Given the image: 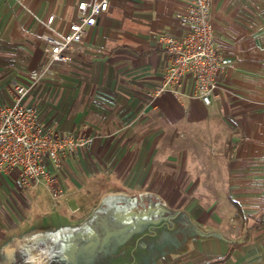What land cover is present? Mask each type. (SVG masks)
Wrapping results in <instances>:
<instances>
[{
	"label": "crops",
	"instance_id": "obj_1",
	"mask_svg": "<svg viewBox=\"0 0 264 264\" xmlns=\"http://www.w3.org/2000/svg\"><path fill=\"white\" fill-rule=\"evenodd\" d=\"M79 1L25 0L21 6L0 0V107L12 102L11 89L23 84L18 78L34 58L41 54L42 68L47 65L42 21L54 12V26L66 30ZM185 9V0H110L73 47L72 61L51 73L71 78L61 89L71 94L73 112L58 126L37 112L40 123L97 137L66 158L63 201L46 205L41 198L26 206L16 171L0 177V264H18L19 257L27 264L34 247L26 232L37 213L50 212H58L68 230L41 248L44 256L61 258L49 264H66L69 255L78 261L104 242L110 249L119 243L123 252L143 241L155 248L151 264H264V0L212 2L215 43L233 59L218 74L212 105L194 97L190 76L181 98L150 93L170 64L159 37L186 35L179 18ZM32 48L39 56L33 58ZM207 194L220 200L212 214ZM154 205L183 208L189 216H169L167 233H145L147 218L163 229Z\"/></svg>",
	"mask_w": 264,
	"mask_h": 264
},
{
	"label": "built area",
	"instance_id": "obj_2",
	"mask_svg": "<svg viewBox=\"0 0 264 264\" xmlns=\"http://www.w3.org/2000/svg\"><path fill=\"white\" fill-rule=\"evenodd\" d=\"M5 1L25 6V0ZM185 1L186 9L179 18L188 31L182 38L170 32L160 35L159 43L169 55L170 64L162 84L150 93L157 96L169 91L181 98L184 80L190 76L195 83L194 97L212 105L219 86L218 74L233 59L215 43L210 19L213 0ZM109 5L110 0H80L75 18L63 31L54 26L55 14L42 21L45 30L41 39L45 42L48 62L41 75L53 73L56 67L72 61L73 47L82 41L86 28L94 26ZM31 89L32 86L14 83L12 102L0 107V177L16 171L22 188L43 187L54 199L61 198L64 190L60 173L66 158L90 147L97 135L44 127L35 105L26 101Z\"/></svg>",
	"mask_w": 264,
	"mask_h": 264
},
{
	"label": "rangeland",
	"instance_id": "obj_3",
	"mask_svg": "<svg viewBox=\"0 0 264 264\" xmlns=\"http://www.w3.org/2000/svg\"><path fill=\"white\" fill-rule=\"evenodd\" d=\"M51 14H54V12ZM32 49H33L32 52L33 58L36 57V53L39 56L40 52L39 51L37 52L35 48ZM23 55L29 57L30 54L26 52ZM40 59H41V54L39 57H37V61L35 60V58L33 59V64L31 68L22 70V74L19 76L18 79L23 84L21 83L19 84L25 86H32V89L28 94L27 102L35 105L40 119L42 121H46L48 124L58 126L59 121L71 119L70 116L72 115L73 112V101L71 100V94L65 95L64 94L65 91H62L61 89L62 88L61 84H63V81L64 83L67 82L71 83V78H69L68 80L62 77L64 79L62 80L61 77L57 75L53 76V74L51 73H45L46 75L45 74L41 75L44 69L42 68ZM68 73H70V71ZM63 114H66V116H64ZM62 171L60 173V180H61L62 188L64 190L63 197L54 199L50 195L49 191L43 187H39L35 189H25L22 188L18 183L17 187L20 190V195L23 204L26 206H32V205L34 206L35 202L41 198L44 200V203L46 205H49L48 202L58 203L60 201L65 200L66 184L63 182V178L61 179ZM76 179H78V177H76ZM183 179L185 178L183 177L180 178V180ZM91 181L92 182H90L91 183L90 185H95L97 183V179L95 178H92ZM84 182L86 181H83V183ZM207 195H208V202H211L213 203L212 205H214L210 210V213L212 214L213 212L217 211L216 206L218 204L216 202L220 200H218L215 197V194H207ZM89 198L90 197L88 196H82L81 199L88 203L90 201ZM226 203L228 209L232 211L233 206L231 205V203L227 202V200ZM87 206H89V204ZM85 209H82V211H87L88 208ZM156 211L157 213H155V215L157 216L160 215L163 217L162 219V221L164 222V224L162 225L163 229L157 231V227H155L154 225L156 224L157 220L155 218L152 219L147 218L144 220L145 233H156V232H159L160 234L167 233L170 224H172L171 221H174L169 216L171 217H175L177 215L189 216V214L186 212L185 209L177 208L176 206H171V207L166 206L165 208H160ZM37 215L39 220L35 223V225H33L31 228L28 229L25 235V239H27V241H29L32 244L34 249L32 251L28 250V257L26 258V260H24V262H26L27 264H49L47 263L48 260L51 259L52 261H56L61 258H56L55 256H51V257L44 256V253L42 252L41 248L47 247V244H53L54 242L56 243L58 241L56 236H59L62 233L63 234L67 233L68 226H65L62 220H60L62 216L58 212H50L44 217L38 213ZM146 216L148 217L149 214H146ZM79 226L83 227L84 224L81 225L80 223H77V227ZM151 243L152 242L150 241H143V243H141V245L143 246L140 245L136 246L137 245L136 244L135 246H132L131 248H128L123 252H121L120 249L117 248V245L119 243L112 242V249H110L109 244H111V242L108 243L104 242L105 244L104 247L99 248L94 252H91L89 255H83L86 252L82 253L81 257H78V261L76 256L69 255L68 258L69 260L66 261V264H151L150 255L154 253V249H155V248L151 249V247L148 246L151 245ZM155 252L158 254V251L155 250ZM64 254L65 253L62 252V255ZM21 258L23 257L18 258L19 261L18 264H23L20 262Z\"/></svg>",
	"mask_w": 264,
	"mask_h": 264
},
{
	"label": "trees",
	"instance_id": "obj_4",
	"mask_svg": "<svg viewBox=\"0 0 264 264\" xmlns=\"http://www.w3.org/2000/svg\"><path fill=\"white\" fill-rule=\"evenodd\" d=\"M154 206H156V207L153 208V211H155L154 213H157L156 210L160 209V206H159V208H157L158 207L157 205H154ZM143 211H144V213H147L148 214L149 211H151V210H148V208L147 209L145 208Z\"/></svg>",
	"mask_w": 264,
	"mask_h": 264
}]
</instances>
